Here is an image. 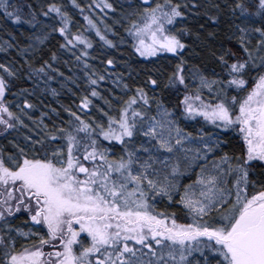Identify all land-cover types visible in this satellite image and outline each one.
<instances>
[{"label": "snow or ice", "instance_id": "snow-or-ice-1", "mask_svg": "<svg viewBox=\"0 0 264 264\" xmlns=\"http://www.w3.org/2000/svg\"><path fill=\"white\" fill-rule=\"evenodd\" d=\"M71 2L83 11L77 0ZM28 7L25 20L18 6L0 0V18L34 24L35 11ZM96 7L117 10L110 0ZM127 7L123 19L130 20L125 31L134 54L157 63L166 59L168 67L147 69L144 83L134 88L117 75L113 83L124 95L115 105L97 91L106 76L86 71L90 92L81 95L77 109L95 107L99 116L65 107L69 119L49 126L43 119L48 113L29 115L26 109L35 105L27 99L23 107L16 104L18 114L4 99L11 87L6 76L17 72L0 63L6 74L0 75V126L5 133L35 132V138L22 133V142L13 139L10 149L0 147V264H264V0H208L203 6L209 20L227 18L236 44L213 53L221 72L212 76L186 58L185 36L199 39L200 33L182 18L199 10L200 0H141ZM48 9L61 18L51 29L66 41L60 47L82 45L75 59L91 69L83 58L92 41L71 32L70 17L59 5ZM84 19L115 47L95 21ZM46 38L36 37L40 43ZM51 60H57L55 52ZM48 70L63 75L48 60L26 75L52 80ZM97 97L106 107L94 105ZM181 117L235 130L239 143L224 151L226 141L202 128L194 136ZM185 174L188 183L182 184ZM22 216L25 227L13 223Z\"/></svg>", "mask_w": 264, "mask_h": 264}, {"label": "rangeland", "instance_id": "rangeland-1", "mask_svg": "<svg viewBox=\"0 0 264 264\" xmlns=\"http://www.w3.org/2000/svg\"><path fill=\"white\" fill-rule=\"evenodd\" d=\"M37 4L40 12V20L36 24H32L29 26L27 35L23 34L20 28L12 25V31L17 32L19 38L15 35L14 32H11L7 29L6 26H0V54L5 55L7 57L6 60L3 61L4 64L9 65L13 68L14 71L19 75L20 71V62L27 63L30 58H32L39 49L45 45V43L50 39V37L54 34L62 36L59 32H53L51 29L53 27H59L60 17L57 16L56 13L51 12L48 9L49 4H57L61 7L63 12H67L70 21L69 28L72 33H76L77 30L83 33L92 41V48L87 49L89 55L84 57L83 59H87L88 63L92 66L91 69L85 68L83 64V60H76V56H80L83 51L82 45L69 46V48H60L57 55V60L53 61L54 68H58L60 75L57 72L52 71L53 79L39 81L35 83L31 88L26 89L27 91H23L24 89L18 90L15 94H13L11 109L19 114V109L16 108V104H20L22 107L23 101L27 99L30 103L34 104L35 107L32 109H26L29 112V115L33 117H40L41 112L48 113L47 116L43 117L45 123L51 126L53 122L60 123L61 119L67 120L69 119L68 113L64 111L65 107H71L73 110L79 112L80 115H84V112H88V116H99L95 107H92L91 110H84V112L79 111L77 109V105L79 104V100L81 95L86 92H90L88 89V85L86 83V77L84 73L86 71H96L100 74H104L106 79L101 81L96 87L97 91H99L103 97H107L113 101V104H116V98L124 95V90L122 87H118L116 83H113V80L119 74L123 75V80L127 81L130 87H133L139 83L137 80V71L136 65H134L133 60L125 55L122 58V61L115 59L110 52L113 50H118L119 52L122 49H129L132 45V38L125 31V28L130 25V20L123 19L124 12L131 11L127 7L129 3L133 5H139L141 0H110L115 6L116 11L97 8L96 4L100 3L102 5L103 0H77L79 4L82 5L83 11L81 9L76 8L71 0H34ZM155 0H150V3H154ZM183 3V0H180ZM91 5V7H89ZM121 5H124L121 8ZM48 11L49 15L45 17L43 12ZM86 12L89 17L95 21L97 27L100 28L102 34H110V40L113 41L115 47H110L104 44L103 41L95 34V30L91 28L84 17L80 18V13ZM55 18V19H54ZM116 20H121V23H116ZM181 23L178 24L179 28ZM109 27L112 29L109 31ZM43 43H40L36 37H44ZM62 44L66 43L62 36ZM11 44L12 47H8ZM7 49L6 51L4 49ZM113 49V50H112ZM124 53V52H121ZM169 58H170V54ZM103 56V58H102ZM112 58L115 60L114 65H106L104 62L108 59ZM150 60L154 66H160L162 64H168L166 59H161L159 63H157L156 58L150 57L147 60ZM204 72V71H203ZM205 73V72H204ZM111 74V75H110ZM206 74V73H205ZM212 76L211 74H207ZM71 77L72 79H68ZM52 89H55V94L52 92ZM149 91V95H153V91L151 89H147ZM131 92L128 93L130 95ZM159 94V93H156ZM205 97H207V93H205ZM125 98H127L125 96ZM94 105H100L101 107H106L104 104V100L97 97L93 98ZM57 109L56 113H53L51 109ZM86 119L88 117H85ZM25 123L29 124L30 127H35L32 121L28 120L24 117ZM203 119V118H202ZM202 126H198L197 122L194 121H186L181 123L183 127H185L188 131L193 132L194 136L198 135L199 130L202 128L204 132L212 134L214 137L219 138L222 141H225L224 137L230 138L232 135L234 137V130H219L214 127V125L201 120ZM227 132V133H226ZM22 133L33 135L35 138V132H29L28 129L20 128L17 133L13 132L11 135H8L6 141L8 142L9 147L11 148V141L13 139L19 138V141H23ZM232 138V137H231ZM105 144L109 142L105 141ZM225 145L222 144V147ZM199 145L193 144L190 147H197ZM220 152H217V155H220ZM209 159H211V155H209ZM203 161H201L202 163ZM188 174L180 177L181 183H188V179L186 178ZM255 178V177H254ZM191 179H195V175H191ZM158 208H164V203H160L157 205Z\"/></svg>", "mask_w": 264, "mask_h": 264}, {"label": "trees", "instance_id": "trees-1", "mask_svg": "<svg viewBox=\"0 0 264 264\" xmlns=\"http://www.w3.org/2000/svg\"><path fill=\"white\" fill-rule=\"evenodd\" d=\"M9 4H14L18 6L21 9L22 14L24 15V19H28V13L30 12V9L28 5L30 4L32 6V11L35 10V12H38V15L36 14V24L40 20V10L37 7V4L34 0H8ZM200 3L202 7L197 10L193 9L188 12L187 16L182 18V23L186 24L188 27H190L193 31V33L199 32L200 37L199 39L195 35L191 36H185V41L187 44L190 45V48L186 51V58L190 59V62L193 64H197L206 74L213 73L220 74L221 69L218 67V62L216 59V56L220 54V50L222 48H228L232 47L235 48L236 44L234 40H231L229 38L230 33L228 29V20L226 17L221 16L220 22H214L208 19V17L203 15V12L206 10L204 5H207L208 0H200ZM11 10V9H9ZM199 12V15L197 14ZM3 14V9H0V16ZM84 16H89L86 12L80 13V18ZM9 21V22H6ZM178 24L176 26L178 27ZM203 24L204 27L200 28L199 26ZM12 25H15L16 27L20 28L19 30L22 31L23 34L27 35L28 29L30 25L28 23L20 22V23H14L12 20L7 18H0V26H6L7 29L11 32L12 31ZM181 27V26H180ZM209 32H214V36H208ZM16 32L15 35L17 38L19 36ZM110 36V35H109ZM109 38L108 36H106ZM62 36L54 34L50 37V39L43 45L39 51L28 60L27 63L20 62V71L19 75L16 77H7L6 74L3 72L2 69H0V75H5L7 79H9L10 82V91L6 94L5 100L9 102L11 106L12 96L20 89H28L31 88L35 83L47 80L46 76H42L40 78H37L33 76L32 79H29L28 75L26 73L30 72L31 68H38L40 65L45 61L48 60L53 68V61L51 60V55L53 52L57 53L58 50L61 48L60 45H62ZM113 50V49H112ZM124 52V53H121ZM119 52L118 50H113L110 52V54L115 57V59L122 61V58L125 57V55L133 60L134 65H136V71H137V80L139 83H143L145 79V71L149 68L156 67L153 65V63L148 59L141 58L138 55L134 54L132 47L130 46L129 49L124 48L122 51ZM216 53V56L213 55V53ZM4 55L0 54V63L3 62ZM103 58V56H102ZM164 67H168V64H162ZM158 67V66H157ZM52 71L48 70V75H52ZM226 78V77H225ZM90 89V88H88ZM234 94V93H230ZM165 99L167 100L168 97L165 96ZM169 107H171V104H169ZM201 120L202 117H197L196 120H187V121H194L198 123V126H202ZM181 123L184 124L186 120H184L181 117L180 120ZM225 131V129H220ZM14 132V131H13ZM18 131H15L17 133ZM12 130H9L7 133L3 131V126H0V147L1 145L6 141V138L8 135H11ZM227 133V132H226ZM227 136V135H226ZM225 136V145L223 146L224 151L233 152L236 146L239 143V136L238 133L234 130V137H226ZM259 174V172L257 173Z\"/></svg>", "mask_w": 264, "mask_h": 264}, {"label": "flooded vegetation", "instance_id": "flooded-vegetation-1", "mask_svg": "<svg viewBox=\"0 0 264 264\" xmlns=\"http://www.w3.org/2000/svg\"><path fill=\"white\" fill-rule=\"evenodd\" d=\"M231 137H233V135ZM25 219H26V217L22 216V217H19L17 220L13 221V223L16 224L17 226L25 227L24 223H23V221ZM25 230H27V229L25 228Z\"/></svg>", "mask_w": 264, "mask_h": 264}, {"label": "bare ground", "instance_id": "bare-ground-1", "mask_svg": "<svg viewBox=\"0 0 264 264\" xmlns=\"http://www.w3.org/2000/svg\"><path fill=\"white\" fill-rule=\"evenodd\" d=\"M40 10V9H39ZM35 11V10H34ZM41 11V10H40ZM35 14H37L38 15V12L36 13L35 12ZM6 22H9V21H6ZM10 23V22H9ZM110 34H105V36H108L109 38H110V36H109ZM7 59V57L4 55V58H3V61L4 60H6ZM3 63V62H2ZM202 71H204V70H202ZM225 138V137H224ZM1 147H4V148H7V149H10V147H9V145H8V142L7 141H5L2 145H1Z\"/></svg>", "mask_w": 264, "mask_h": 264}]
</instances>
